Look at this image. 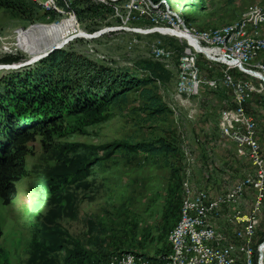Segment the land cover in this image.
Here are the masks:
<instances>
[{
  "label": "rangeland",
  "instance_id": "1",
  "mask_svg": "<svg viewBox=\"0 0 264 264\" xmlns=\"http://www.w3.org/2000/svg\"><path fill=\"white\" fill-rule=\"evenodd\" d=\"M33 1L41 9L32 15L30 12L20 15L13 8L0 6L1 88L7 89L9 81H19L26 75L30 81L32 74L40 73L41 61L23 49V38L34 25L72 22L66 40L60 44L63 46L56 50L76 55L71 66L78 73L63 77L60 71H54L48 77L47 85L52 91L59 90L63 100L55 103L61 130L46 139L38 135L27 145L25 174L14 182V198L8 204L0 198V264H111V258L120 253L134 255L136 264H151L148 258L167 251L180 196L182 200L183 181H189L186 183L194 191H208L213 198L254 171L247 148L222 135L219 126L221 111L231 110L233 89L239 86V77L245 75L232 70L231 89L219 85L224 69L216 59L206 60L197 54V69L206 78L217 80L215 85L219 86L201 85L198 94L189 97L190 104L183 105L175 86L179 75L176 66L184 55L181 54L184 39L127 30H113L90 39L78 37L81 36L78 33L116 28L122 24L119 19L128 20L130 28H149L150 17H154L160 22L158 26L167 27L173 22L167 17L168 10L175 12L190 30H215L254 9L264 8V0H161L164 11L153 9L154 2L160 0H137L141 11L134 18L128 8L130 0H121L120 4L118 0H104L115 9L113 13L105 17L86 14L82 18L68 11V4L52 8L58 12L53 18L51 8L42 3L47 0ZM102 1L89 0L96 5L104 4ZM69 36L72 40L65 44ZM259 36L264 39L263 28ZM156 41L169 50V61L153 57L151 47ZM48 52L46 57L53 50ZM257 54V61H264V49ZM5 58L17 59L5 62ZM85 62L90 68H86ZM147 66L155 68L157 75L150 85L152 94L161 98L170 109L169 114H151L148 101L137 89L128 91L118 107L106 104L96 112H77L68 96L71 91L83 90L73 84L83 82L85 69L113 68L134 73L137 67ZM74 76L78 79L76 83L67 81L66 78ZM247 79L260 88L259 79L249 74ZM24 90L22 83L17 86L18 92ZM244 110L256 121L259 154L264 163V90L251 93ZM159 140L174 151L153 155L133 148L138 143ZM174 194L179 199L176 215L171 217L170 213L164 218V208ZM253 200L254 190L248 187L241 200L245 214L251 212ZM218 212L216 225L233 234L239 225L227 223L231 208L223 207ZM263 237L264 205L251 239L253 256Z\"/></svg>",
  "mask_w": 264,
  "mask_h": 264
},
{
  "label": "trees",
  "instance_id": "2",
  "mask_svg": "<svg viewBox=\"0 0 264 264\" xmlns=\"http://www.w3.org/2000/svg\"><path fill=\"white\" fill-rule=\"evenodd\" d=\"M67 1L69 2L70 8L80 18L84 17L86 14H97L101 17H105L107 13H113L115 10L110 5L106 6L100 3L96 5L89 2V0ZM159 2H161V0ZM63 4V0L58 2V5ZM162 5L164 9L165 4L162 3ZM0 6L13 8L20 15L28 12L32 15L34 12L41 9V5L33 0H0ZM49 12L53 18L58 14L52 9H50ZM29 19H31V17H29ZM150 19L155 18L150 17ZM159 23L158 21V24ZM75 58L76 55L72 52L63 49L55 50L50 53L48 57L39 60L41 61L40 65L42 69L40 73L36 72L32 74L33 77L31 80L29 78L30 81H28L29 76L25 74L26 76L20 77L19 81H9L7 89L1 88L0 86V198H2L4 204H8L14 198V182L25 174L24 157L28 152L26 149L27 145L34 141L35 137L38 135L46 139L50 137L52 132L61 130L58 123L60 115H58L55 103L60 104L63 100L60 98V94L58 93L59 90L54 89V91H52L47 85L49 83L46 82H48V77L51 76L50 73L54 71H60L63 77H68L66 75L67 73H78V69L76 70V68L71 66ZM16 59L17 58H5L3 61L10 62ZM85 66L86 68H90L87 62H85ZM136 69L138 71L134 73H130L128 70L122 71L113 68L85 69L82 71L83 82L80 84H73L75 88L79 85V88L82 87L83 90L77 93L71 91L68 96L72 98L77 112H96L100 110V108L106 106V104L118 107L119 102L125 100V95L128 91L137 89L141 97L148 101L147 107L151 110V114H169L171 112L170 109L161 101L160 97L152 94V89L150 88V85L157 78L155 68L153 69L147 66L142 68L137 67ZM16 78L17 77H15V79ZM66 79H68L67 81L70 83H76L78 81L76 76ZM32 82L35 83V85H33ZM21 83L26 89L24 92L17 91V86ZM38 84L42 85L40 86ZM133 148L138 151H147L153 155L161 152L171 154L174 151V149L163 140H159L157 143H138L133 146ZM178 201L177 194L169 198L164 208V218H167L170 213L171 217L176 215ZM180 204L181 196L178 214ZM1 235L2 230L0 227V236ZM168 250L169 247L167 251L161 255L148 258V261L151 264L152 261L155 263L157 262V264H163ZM257 254V249H254V256L252 258L253 264H256Z\"/></svg>",
  "mask_w": 264,
  "mask_h": 264
},
{
  "label": "built area",
  "instance_id": "3",
  "mask_svg": "<svg viewBox=\"0 0 264 264\" xmlns=\"http://www.w3.org/2000/svg\"><path fill=\"white\" fill-rule=\"evenodd\" d=\"M60 0H57L59 2ZM64 4H68V11H73L67 0H63ZM107 6V1H102ZM121 0H118L120 4ZM44 4L50 3V0L42 2ZM128 8L130 12H133V18L135 13L141 11V7L138 6L137 0H130ZM163 9V5L157 1L154 3L155 10ZM264 9V8H261ZM257 10V9H256ZM58 13V12H57ZM73 13H75L73 11ZM109 14H111L109 12ZM256 22H263L264 19H255ZM152 23L149 28L132 27L130 28L128 20L120 21V26L114 28V30H127L136 34L144 33H158L161 35H167L169 37L178 38L179 25L175 23V28H165V26H158V18L150 19ZM165 28L168 32L163 34L160 30ZM93 36L90 38L98 37L104 34V29L97 30L91 33ZM218 37L228 38L227 31L224 35H218ZM213 37V38H218ZM188 40H197L203 47V40H210L211 38L200 37V35H190L186 40H182V52L186 55V63H177L176 68H180L181 84H183V77L185 72H190V68L194 62H197L193 50L188 48ZM217 49L218 46H217ZM152 55L157 60L169 61L167 47L161 44L159 41L153 43L151 47ZM212 52V51H211ZM252 52L254 48L238 49V56L222 57L219 49V56L217 57V63L224 69V77L220 84L231 89L230 72L237 70L245 77H239V90L238 92H232L233 106L230 111H221L219 126L222 135L229 137L233 142H238V145L246 147L248 154L253 162L254 171L248 172L240 181L234 183L225 192H222L215 196L214 208L210 210L209 226H201L200 208H202V199H206L210 196L208 191H187L186 182L183 181V201L182 208L179 211V217L175 223L176 226V241L169 243V250L172 252L173 259H181V264H201L202 254L208 252H214L212 247V239H227L229 242H234L235 247V260H227L221 256H216V264H239L240 260L245 258V248H251V245L244 244V237H249V234L255 232V227L259 225V217L264 205V163L262 162L259 154V143L257 139V133L254 132V125L256 121L249 116L244 106L248 101L250 94L264 90V67L260 70V88L252 89V85L247 79V70L243 68V57L252 58ZM207 60V59H206ZM202 75V72L199 74ZM203 80H207V86L211 88H217L219 85H212V78H206L203 76ZM193 83V80H192ZM176 96L182 104H190V101H185V93H190V89L187 91H180V86H175ZM240 118H247V128H240ZM238 131H245L247 134V144H240L238 141ZM248 187L254 190V200L252 202L251 212L245 214L241 206L242 197ZM223 207H230L231 212L227 215V223L231 226L239 225V228L234 231L232 235L221 231L215 225V218H213V211L220 210ZM262 256L257 257V264H261V259H264V239L263 248L260 249Z\"/></svg>",
  "mask_w": 264,
  "mask_h": 264
},
{
  "label": "bare ground",
  "instance_id": "4",
  "mask_svg": "<svg viewBox=\"0 0 264 264\" xmlns=\"http://www.w3.org/2000/svg\"><path fill=\"white\" fill-rule=\"evenodd\" d=\"M50 3H54V4H46L45 6L51 9L52 8L59 9L61 7L60 5H58L57 0H50ZM167 13H168L167 17L171 19V21L173 22L171 25L168 23L167 24L168 26L165 28H175V23L177 24V22L174 21L173 19L176 17L177 20L179 21L178 22L179 28L177 31L178 38L186 40L187 37H190V35H200V37L211 38V41L203 40L204 49L201 48V43H199L197 40H188V48L193 50V54L195 55V57L197 54H200L202 56H205L207 60L208 59L217 60L216 56H219V49L222 57H232V56H238V49L254 48V52H252V58L243 57V68L247 70V74H249V77L251 76L260 80V76L258 72L262 70V68L264 67V61H257L256 55H258L257 54L258 50L264 49V39L259 36L260 29L262 28L264 29V23L256 22L255 19H264V9L261 8H257V10L254 9L253 11L247 13L246 15H244L243 17H241L240 19L236 20L233 23L224 25L223 27H220L215 30L207 29L205 31L190 30L185 26V24L182 21H180V18L176 15L175 12H171L168 10ZM71 23L72 22L70 20H67V21H62L61 23L58 24L31 26L27 31L28 33L27 36L23 38V42H24L23 49L26 52L31 53L33 57L37 58L38 59L37 61L41 60L42 58L46 57L47 55L46 52H48L51 49V47L60 48L61 46H63L60 44L61 42L66 40L65 35H67L68 32L67 28L68 26L71 25ZM165 28L160 30L163 34H165V32H168V30H166ZM103 29H104V33L111 32L114 30V28L111 27H106ZM75 30H78L77 32L82 31L80 29H75ZM226 31L229 39H227L226 37H218V35H224ZM78 34L81 35L78 37L86 38V39H90V37L93 36L92 34L85 32H80ZM213 37H218V38H213ZM68 40L70 41L72 40V38H70L69 36L67 41H65L64 43L66 44L67 42H69ZM217 46L219 49H217ZM168 56H169V52H168ZM180 63H186L185 54L182 55V57L180 58ZM199 74L200 71L197 69L196 64L194 62L190 68V72H185V77H183V84H181V77H179L180 76V68H179L177 86H180V91H187V89H190V93H185V101H188L189 97L198 94L201 85H207V81L203 80V78H201ZM216 81L212 80V85H215ZM230 82L231 85H233L234 80H232L231 77H230ZM252 89H257V88L254 85H252ZM238 90H239V86H236L234 87L233 92H238ZM240 128H247V118H240ZM254 132H255V125H254ZM238 141H240V144H247V134L245 133V131H238ZM186 190L194 191L192 187L187 185V183H186ZM182 201H183V189H182V200H181L180 208H182ZM214 203H215V197L211 198L207 196L206 199H202V208H200L201 226H209L210 210L214 208ZM218 211L220 210L213 211V218L219 215ZM257 226L255 227L254 233L249 234V237H244L245 245L252 244L251 239L254 237L256 233ZM171 241H176L175 224L170 230L168 235V242L170 243ZM212 247H214V252H208L207 254H202L201 264H216V256L227 258V260H235L234 244L232 242H229L227 239H212ZM262 248H263V241L258 246V254H257L258 256H259V251ZM245 258L246 259L240 260L239 264H253L252 246L251 248H245ZM136 260L137 258H135V256L132 254L120 253L114 255L111 258L110 262L111 264H136ZM163 264H181V259L172 260V252L168 251V253L165 256V260ZM256 264H257V260H256ZM261 264H264V259H261Z\"/></svg>",
  "mask_w": 264,
  "mask_h": 264
},
{
  "label": "crops",
  "instance_id": "5",
  "mask_svg": "<svg viewBox=\"0 0 264 264\" xmlns=\"http://www.w3.org/2000/svg\"><path fill=\"white\" fill-rule=\"evenodd\" d=\"M178 216H179V214H178ZM216 218V217H215ZM217 219V218H216ZM215 219V220H216ZM215 220H214V222H215ZM215 225H216V222H215ZM216 227L218 228V229H220L221 231H224V232H226V233H228V234H230V232H228V228H223V229H221L220 227H218L217 225H216ZM230 235H232V234H230ZM167 244H168V247H169V243L167 242ZM168 249V248H167ZM166 252V251H165Z\"/></svg>",
  "mask_w": 264,
  "mask_h": 264
},
{
  "label": "water",
  "instance_id": "6",
  "mask_svg": "<svg viewBox=\"0 0 264 264\" xmlns=\"http://www.w3.org/2000/svg\"><path fill=\"white\" fill-rule=\"evenodd\" d=\"M57 48H58V47H57ZM57 48H52L50 51L55 50V49H57ZM50 51H49V52H50ZM259 256H260V257L262 256L261 251H259Z\"/></svg>",
  "mask_w": 264,
  "mask_h": 264
}]
</instances>
